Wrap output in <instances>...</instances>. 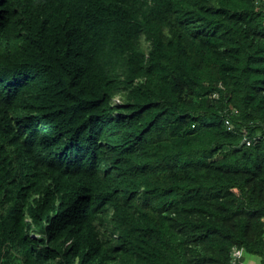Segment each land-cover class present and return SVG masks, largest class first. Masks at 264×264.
Segmentation results:
<instances>
[{
    "label": "trees",
    "instance_id": "16d2710c",
    "mask_svg": "<svg viewBox=\"0 0 264 264\" xmlns=\"http://www.w3.org/2000/svg\"><path fill=\"white\" fill-rule=\"evenodd\" d=\"M112 3L0 0V264H264V0Z\"/></svg>",
    "mask_w": 264,
    "mask_h": 264
},
{
    "label": "clouds",
    "instance_id": "9594fccd",
    "mask_svg": "<svg viewBox=\"0 0 264 264\" xmlns=\"http://www.w3.org/2000/svg\"><path fill=\"white\" fill-rule=\"evenodd\" d=\"M118 3L120 5V7H121L120 10H119V15H118V8H117V5H116L114 0H113L112 4L107 5L106 8H105L106 9L105 10V14L109 17V19H117L115 21L116 23L118 21V18L121 15L123 7H124L123 0H118ZM113 13L116 14V18L113 16ZM54 63H55V59L54 60L49 59L47 61V63H46L45 69L47 70V75L49 76V80H50L52 86L55 87V88H59L60 84H61V79L66 75V73L63 76H60L59 73L55 72L54 71ZM26 85H31V83L29 81H26ZM32 86H33V84H32ZM212 95H211V97H212ZM212 99H214V98L212 97ZM114 102L115 103H120V99L119 98H114ZM23 125L28 127V129H26L25 132L27 130H36V129H38V130H40V135H42V133H44V132L41 130L42 125H41V121L40 120H38L36 117H26V119L23 122H16L14 124L13 128L19 134V136L21 137L22 140L33 141V144L36 147V149L41 147V146H43V144H45V143L48 144L49 139H46V140L42 139V140H40V143H38L36 140H32L30 138H27L26 136H22L21 129H22ZM57 142L59 144H63L66 149H69V146L66 144V140L63 138L62 134H57ZM70 152L72 153V156H73L74 155L73 152L72 151H70ZM30 236H31L32 239H37V238L40 237V234H38L36 232H32L30 234Z\"/></svg>",
    "mask_w": 264,
    "mask_h": 264
},
{
    "label": "built area",
    "instance_id": "2783aa9c",
    "mask_svg": "<svg viewBox=\"0 0 264 264\" xmlns=\"http://www.w3.org/2000/svg\"><path fill=\"white\" fill-rule=\"evenodd\" d=\"M222 87V86H220ZM220 95V93L218 91H216L212 97L214 99L218 98ZM235 112H237L235 110ZM226 116L224 117L225 119V125L226 127L228 128L229 131H234V124L231 120V115L228 114V112L226 111L225 112ZM243 142L247 145V146H251L253 141L247 136V134L244 135V140ZM245 252L242 248H237V247H234L231 251V263L232 264H247L246 261H245Z\"/></svg>",
    "mask_w": 264,
    "mask_h": 264
},
{
    "label": "rangeland",
    "instance_id": "374dc122",
    "mask_svg": "<svg viewBox=\"0 0 264 264\" xmlns=\"http://www.w3.org/2000/svg\"><path fill=\"white\" fill-rule=\"evenodd\" d=\"M244 257H245V261H246L247 264L249 263V260H251V259H256V260H258L259 263L261 264V262H260V258H258V257H256V256H252V255H247V254H245Z\"/></svg>",
    "mask_w": 264,
    "mask_h": 264
},
{
    "label": "crops",
    "instance_id": "0c3cea01",
    "mask_svg": "<svg viewBox=\"0 0 264 264\" xmlns=\"http://www.w3.org/2000/svg\"><path fill=\"white\" fill-rule=\"evenodd\" d=\"M248 264H260V263L256 259H251V260H249V263Z\"/></svg>",
    "mask_w": 264,
    "mask_h": 264
}]
</instances>
